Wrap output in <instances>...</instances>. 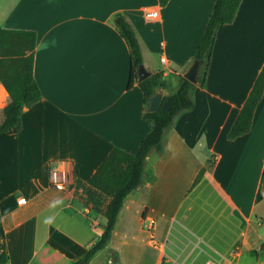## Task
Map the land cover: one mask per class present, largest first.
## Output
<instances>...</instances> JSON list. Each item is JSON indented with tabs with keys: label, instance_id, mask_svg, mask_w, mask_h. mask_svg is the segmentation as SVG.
I'll return each instance as SVG.
<instances>
[{
	"label": "crops",
	"instance_id": "crops-1",
	"mask_svg": "<svg viewBox=\"0 0 264 264\" xmlns=\"http://www.w3.org/2000/svg\"><path fill=\"white\" fill-rule=\"evenodd\" d=\"M215 1L0 0V28L37 32L41 90L21 129L0 133L7 264H41L36 254L45 246L69 261L83 255L101 236L107 204L83 187L115 147L134 153L151 129L143 91L138 82L128 86L130 47L114 14L125 13L137 30L143 65L163 73L164 95L193 64ZM263 65L264 0H242L233 22L217 30L194 107L165 132L163 150L147 156L142 184L89 264L113 263V254L120 264H264V94L251 130L228 137ZM3 92L0 123L9 101ZM53 168L71 173L67 190L51 185Z\"/></svg>",
	"mask_w": 264,
	"mask_h": 264
},
{
	"label": "trees",
	"instance_id": "trees-1",
	"mask_svg": "<svg viewBox=\"0 0 264 264\" xmlns=\"http://www.w3.org/2000/svg\"><path fill=\"white\" fill-rule=\"evenodd\" d=\"M241 1H215L192 59V63L199 62L198 84H205L218 28L222 24L233 22ZM159 2L165 6L169 0ZM113 21L130 47L131 69L128 86L132 87L138 82L145 97L143 116L151 121L152 126L134 153L115 147L93 174L88 185L83 187L96 204L107 203L103 208L106 222L99 239L91 244L83 255L72 261L50 246L42 247L36 254L41 264H89L96 254L108 245L126 197L143 182L147 156L153 149L163 150L165 132L172 127L180 113L192 109L195 105L192 96L195 83L179 74L178 88L163 95L157 110H150V96L159 88H166L163 73H151L142 81L138 80L139 68L143 65L138 32L123 12L115 13ZM36 46V31L0 28V83L9 94V101L3 108L4 119L0 123V133H17L22 126L23 111L41 98V90L34 76ZM263 94L264 65L228 134L230 139L251 130L255 110ZM204 171L205 169L200 171L195 184L201 179ZM145 214L146 211L143 215ZM115 260L118 261L114 259L113 262ZM8 261L6 233L0 210V264H7Z\"/></svg>",
	"mask_w": 264,
	"mask_h": 264
},
{
	"label": "built area",
	"instance_id": "built-area-1",
	"mask_svg": "<svg viewBox=\"0 0 264 264\" xmlns=\"http://www.w3.org/2000/svg\"><path fill=\"white\" fill-rule=\"evenodd\" d=\"M159 12L158 10H148L146 12L147 17H154L158 16ZM165 57H161V61L165 62ZM51 185L54 186L56 189L59 190H67L72 185V176L69 170L64 168H53L51 170ZM151 226L149 227V230L152 232L151 241L153 242V232H154V226H155V219H150ZM204 264H222L218 259L211 258L208 259Z\"/></svg>",
	"mask_w": 264,
	"mask_h": 264
},
{
	"label": "water",
	"instance_id": "water-1",
	"mask_svg": "<svg viewBox=\"0 0 264 264\" xmlns=\"http://www.w3.org/2000/svg\"><path fill=\"white\" fill-rule=\"evenodd\" d=\"M198 70H199V62L195 61L191 67L184 73V76L192 81L193 83L198 82ZM151 72L146 69L144 65H141L139 68V81L149 77ZM163 97V93L161 91H156L154 94L150 96L149 103H150V110L155 111L159 108L161 100ZM145 175H143V178Z\"/></svg>",
	"mask_w": 264,
	"mask_h": 264
},
{
	"label": "rangeland",
	"instance_id": "rangeland-1",
	"mask_svg": "<svg viewBox=\"0 0 264 264\" xmlns=\"http://www.w3.org/2000/svg\"><path fill=\"white\" fill-rule=\"evenodd\" d=\"M178 86V85H177ZM178 87H176V89H177ZM2 89H3V91H5L4 90V88H0V99H4V92L2 91ZM176 89H174V91L176 90ZM1 117H2V114H1ZM264 196V190H263V192H262V197ZM101 218V225L99 226V229L100 230H103V224L106 222V218L104 217V216H101L100 217ZM112 259L114 260V259H117V255L116 254H113V256H112ZM110 264H120L119 263V261H117V260H115L113 263H110Z\"/></svg>",
	"mask_w": 264,
	"mask_h": 264
}]
</instances>
